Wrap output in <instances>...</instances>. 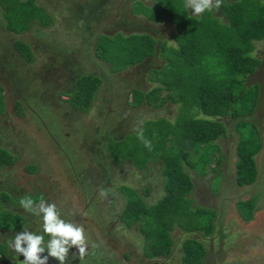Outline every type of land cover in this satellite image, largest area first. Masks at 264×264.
<instances>
[{
  "label": "rangeland",
  "instance_id": "obj_1",
  "mask_svg": "<svg viewBox=\"0 0 264 264\" xmlns=\"http://www.w3.org/2000/svg\"><path fill=\"white\" fill-rule=\"evenodd\" d=\"M8 1L10 3H6V8L5 6L0 5V19L2 20H6L4 9H7L8 7L11 8L12 4L17 3V1L21 2L20 0ZM47 1L48 0H38V4L43 7H46L48 6ZM53 1H58V4H61V2L64 0H50V2ZM77 1H79L80 4H83L84 7L80 8V10H71L72 17L70 18V20H59V23H51L48 24L46 27L41 26V24L38 22L37 25L33 24L32 26H30L31 30L28 31L25 41H27L31 47L29 50V54L34 58L31 60V63L27 62L25 60V57L21 54L25 53L26 55L27 50L22 51L20 53L19 51L21 50L17 51L15 46H13V42L15 41L17 36H21L22 38V35H13V33L7 31L4 27L3 21L1 20L0 39L2 40V48L0 50V66L2 67V69H4V64L6 61L5 57L8 56L7 58L10 63L8 72L9 74H13L15 79H20L19 81H16V83H21V80L23 79L22 81L25 86L21 88L26 89L25 93L28 89H31L35 92L37 90L38 92H36V97L42 96L43 98H46L47 93L44 89H41L42 85H39L36 88L33 87H35V84H41L44 82L46 84H52L57 83V81H64L62 78H58L56 76H43L46 71L52 69L55 75V71H59V67L62 66L61 63L63 62V60L67 61V68H73V65L77 61H80L83 67L81 71L86 73L97 72L96 68L89 66V61L94 58L93 53L96 43V37L98 39L97 57L101 61L109 63L115 74H119L123 68H126L125 71L131 69V63H128L123 59L125 57L129 58L128 56H126V53L128 52L127 47H123L120 49L112 47L110 52L106 55V57L113 58V60L111 61H108L105 56L102 55V51L99 45L103 42L102 36L104 34L100 33L106 32L108 34H114L115 31H105L100 26V24L96 23L94 19H92L93 15H91V19L89 18L90 15L88 14V10L85 4H90L93 0ZM157 1L158 0H155V2L154 0H102L97 2V10L104 8L106 11H108V14H110L111 12L115 13L117 10H119L118 15L120 19L126 18L129 19L131 22H135L137 24L142 22L146 23L145 21H140L138 17H136L132 13H140L145 18H148L144 11L149 10L150 8L152 9V5L155 4ZM222 1L223 0H221V2ZM150 3L153 4L149 5ZM226 3L227 0H224V4ZM32 4L38 7V9H40L41 7L35 2H32ZM56 7L57 8L55 10L49 9V12L53 14L59 12L61 7ZM24 8L27 10L32 9L30 4L25 5ZM20 9H22V5ZM214 11L217 15L221 14V10H206L200 15H195V18L198 17L199 20L203 21L212 20L213 18L217 17L214 14ZM190 12V15L194 17V15L192 14V10ZM42 14V11L39 12L37 10L38 16L35 18V20L38 21L39 17H42ZM1 15H3V18ZM48 16L49 18H47V23H50L49 20L52 18L50 14H48ZM65 17L66 19L68 18L67 15ZM21 23L23 22L21 21ZM29 23L30 21L27 23V28H29ZM119 23L124 24V21H121ZM158 23L159 22H155V24ZM153 26V28H155L158 25ZM198 29L202 30L203 26L199 25L198 28V25L196 24L192 31L189 32V34L197 33ZM20 32L24 31L22 30ZM164 33L165 32L158 33L159 36L157 37V40L153 36L152 37L155 40L156 45L158 44V46H162L160 50V57L167 58V60H172V68L174 70V73L178 74L177 66H175L178 61H181L180 63L182 67L187 68L186 66H190V63L194 61V59L191 55H189V53H186V56L189 57L190 61L189 64H184L185 55L179 57V52L181 51L180 49L188 48V44L184 42V39L181 38L182 41L180 43L182 44V46H179L177 45V43L172 41L174 40V37H171L170 34L168 35V33ZM186 36H188V34ZM122 37L127 36L121 33V36L118 37V40L122 41ZM83 38L85 39L83 40ZM262 41L263 40L257 42L259 46L256 51L259 53V56L263 58L264 63V42ZM5 46H10L13 52H11L8 48H4ZM74 50H76V52H74ZM26 57H28V55H26ZM118 57H122L121 61L126 63L127 65L121 66ZM99 59L94 58V60L97 61H99ZM153 65L155 67H158L157 62H155ZM154 66H148L150 68L146 72V78L149 82L152 79H156L155 77H159L160 72L162 71L165 73L164 75H166L167 77H171V69H168L164 66L159 72V70L153 69ZM174 73L173 75L176 77L177 75ZM81 74L82 73H79L77 76H74V78L76 77L75 79L77 80V78ZM0 81L4 82L7 88L10 87V83L8 81H4L3 77H0ZM255 82L261 83L263 85V90L257 102V107H255V111L248 115V118L251 121H246L245 126L248 127L251 132L253 131L254 125L256 129L257 127L260 128V135L264 144V65L259 68V72H257L255 75H251L247 79L248 86L252 88L253 86H255ZM145 85L146 84L144 83V88L146 87ZM3 86V84H0V94L3 92ZM58 86L59 89L56 95H58L59 98V112L63 113L64 115L59 117H61L60 119H62V122H65V115L67 116L72 109L69 106V103L63 102L66 101L67 96L62 92L64 89H70H66L65 87L60 85ZM106 92H108V89L105 92L102 91L103 96H101V101L99 99L94 101L92 105V107H94L93 109H90V111H88L87 113L75 109L74 116L85 128V136L87 139L88 149V151H86V159L89 158V156L92 155L95 151L100 149L102 153L100 154L101 158H103L104 160L103 165L107 164L106 167H108V165L113 164L114 168H116L117 170L114 176L116 180L113 182V184L107 181L105 182V185L102 186H109V190L103 189L105 190L107 195L102 196L101 192L96 195L102 197L106 203L107 200H110L107 203L109 204L113 199V197H111L112 191L114 192L117 204L115 206L114 211H112V219L116 218L115 222L118 226L115 234L117 235V237L125 239L128 242V248L133 250L136 249L135 255H133V257L131 258L127 254L128 250L125 249L121 250L118 253V256H116V258H113L115 256L109 251L105 250V245H107L108 247L110 245L116 248L114 244H117L118 241L115 238L113 232H111L110 230L109 232L105 228H101L99 226V224L102 223L101 217L103 215H97V217H95V215L92 213L90 209L91 205L89 204V198H91L93 195L89 197L84 195L78 202H75L74 198L70 199L69 197L67 198L69 202H67L66 199L62 198L61 195H59L64 193L63 191L70 187L68 184L65 185L63 183V179L65 177V166L67 165L69 160L66 156H64L66 159H63V154L61 155L60 152L63 151L61 147L62 135H71V128H65V126H63V129H61L60 131L61 135L59 137H56L58 145L55 144V148L53 150L45 149L47 131H44V129L41 127L43 123L40 124V120L37 121L36 119V117H43L40 115V109L37 106L38 104L36 103L35 105L32 103L35 101H31L30 99H28L25 102L24 108L22 104H17L15 102L17 98H13L11 95H9V93L6 95L7 102H5V107L1 106L0 108L1 112L5 111V114H0V116H2L0 124H3L2 126H4H0V135L4 138V141H1V145L6 146L10 151L16 153L15 155L11 152L12 158L15 159L13 164L16 166V168H18L15 170V175L17 174L16 178L20 180L15 181L20 182L19 191L22 196L20 198H14L12 196L11 202L12 200H15V202L19 206L18 209L19 211H21V216H23V227L16 231L14 230L13 225L9 226L6 223L4 225H0V247L2 248L4 254L7 251L6 247H8V244L5 242H8L10 237L13 238L15 234L23 231V229H28L29 231L36 232L37 234H42V216H37L34 213L28 212L19 205L20 200L23 197L31 196L37 203L39 202V199L41 197H43L49 203H55L58 211L62 215V218L65 220H72L76 223L77 221H86L88 223V228L91 231V234H93L91 236L93 244L88 241V248L86 254H90V259L92 258L91 260L93 264H104L106 262L107 264H123L121 259L122 256H126V258L129 259L124 260L125 264H143L147 263L146 261H150L151 259H155L153 264H157V257L153 256V254L149 252L145 233L140 232L141 221H137L133 223L130 227H127L124 222H122L120 214L122 213V210L124 208L126 197L133 198L134 196H139L140 198L144 199L146 203L154 204V201L164 194L165 191L163 183L165 181V178L162 175L163 161L161 160V157H159L160 154H158L157 159L148 160L149 162L147 163V165L140 169L136 167L133 164V161L129 158L123 160L121 163L115 164L111 158V154L108 152V147L114 145L116 141L113 138H108V136L112 133H115V137L118 138H122L125 136L123 139L126 140L124 141L127 143L128 146L130 143L137 141H140L142 144H144L140 139H138L139 130L142 129L145 134L151 133L153 137L155 135H159L161 131L162 133H164L166 131L169 132V130H174L173 125L175 124L176 120L175 122L173 121L175 117L176 119H178L179 117H181L180 115L183 114L182 104H168L162 109L161 107H163L168 102V98H165L166 102L162 106H159L161 98L158 101L151 100V103H148L146 98H144L141 103L138 102V104H135L131 107L127 105V103H124V101H122L123 105L122 103L116 104L114 101H111V103L109 104L106 102V98L108 97V94ZM164 95L165 94H161V96ZM137 99L138 98L133 96V94H130L127 97L126 101L129 104H132L136 103ZM184 99H187V96ZM108 110L112 111L107 112ZM121 113L123 114V116H120ZM219 118L223 125L226 127L227 132V136H221L215 139L216 143H218L219 145H213V143L198 144L195 141H192V144L190 141H185L183 145L184 149L188 150L189 157L194 163L192 167L186 165L185 163L183 165L185 171L189 173L191 180L194 183L191 192L188 193V196L192 198V206H204L206 207L205 209L210 212L209 214L215 211V231L212 234L211 240L217 239L218 229L220 226L227 227L230 222L231 224H236V226L238 225L243 229V231L240 233L241 241L236 240L234 242V251H236L238 254H242L246 250L244 248V245H247L248 249L252 250V248H256V246H254L255 243H258L259 241L263 242L262 246H260V248L257 249L255 252L257 262L258 260L260 261L259 255L262 257L264 256V166H261V170L263 173H259L262 175L259 176V179H257V181L252 184H247L243 186L237 185L236 168L238 160L237 156L235 155L236 145L238 141V134L235 129V123L237 120L232 119L229 116ZM108 122H111V126L108 128H104L106 126L105 124ZM46 128L49 129L50 126L46 124ZM213 129L214 131L219 130L220 126L218 124H215ZM49 131L55 132L52 129H49ZM131 132H137L136 136L130 135ZM257 133L258 130L255 134ZM145 138L151 142V145L153 144V139H148L147 137ZM8 139H11L13 141H9ZM118 143L120 144V141H118ZM258 143L261 145V141H259ZM14 144H16L17 146ZM167 144H170V141H168ZM18 146L23 148L31 146L32 149H34V147H37V149L40 150L39 152H42L40 156H46V158L50 160V162L45 163L47 167L41 165V167L39 166L38 173L32 174L34 172H37L38 168L35 166L32 167L28 164H38V161H36V159L30 155L26 157H20L18 159ZM219 157L221 158V162L218 165L217 170L214 171L213 166L215 165V162L218 160ZM263 157L264 146L261 147L259 152L255 155V159L258 164L261 158L263 159ZM204 158L208 160V164L202 163L201 160ZM17 160L19 162L18 164ZM3 167H1V169ZM11 176L12 175H10V178ZM39 176L42 178L47 177L46 186L40 187L33 183V181L36 178H39ZM4 177H7V175H4L3 173V177L2 179H0L1 182H5V180L3 179ZM70 177V181H74V178H72V176ZM75 178H77L76 175ZM123 184L131 186L132 193H128L122 187ZM146 186L149 188L147 189ZM259 189L261 190L262 195L259 193ZM95 193L96 192L94 191V197L96 196ZM4 195L10 196L11 194L3 188L0 190V199ZM252 197H255L256 200L257 198H260L256 202L253 218L249 221H243L240 218V214L244 216V212L240 205L236 206V202L239 199L248 201ZM7 204H9V202H7ZM2 205L3 203L0 202V217L3 212L2 210H5L2 208ZM203 217L204 219L207 218L204 215ZM203 217L201 218L199 223H204ZM193 224H195L194 218ZM231 226L232 225H230V227ZM116 227L112 226L110 227V229H114ZM141 227L144 226L142 225ZM4 228L11 231H4ZM195 231L203 233L204 229L199 226V228L195 229ZM171 233V237L173 238V240L174 238H177V242H172V245H170V247L172 248L176 245L180 251L182 248L183 240L188 237H185L186 234H190L192 237L195 238H201V234L187 233L183 230H180V227H177L176 225L175 231H172ZM48 239L49 237L47 236L45 238V241H47ZM158 241L164 242L166 240L159 239ZM211 242L212 244H214L213 246L208 245L207 248L205 247V259L207 260L208 264H223V259L225 262H230L232 260L231 258L234 253L232 249L227 250L224 246V250H221V245H219L218 242ZM189 244L191 246L195 245L193 242ZM143 250L145 254L142 255ZM211 252H213V256H210ZM171 253H169L168 256L171 255ZM11 254L16 255L11 256L13 258L18 257L19 260L24 259L22 254L20 256L13 252ZM42 255H47V251H45V253H43ZM1 256L3 255H0V257ZM171 257L173 260L174 256ZM111 258L113 259L111 260ZM160 258L170 259V256ZM143 259L146 261H144ZM80 261L83 262V257H80ZM251 261H253L252 258ZM12 263L18 264L15 261ZM48 264H59V261L55 258L50 257ZM175 264H179V262Z\"/></svg>",
  "mask_w": 264,
  "mask_h": 264
},
{
  "label": "trees",
  "instance_id": "obj_2",
  "mask_svg": "<svg viewBox=\"0 0 264 264\" xmlns=\"http://www.w3.org/2000/svg\"><path fill=\"white\" fill-rule=\"evenodd\" d=\"M2 1H4V3H1L3 5L9 3L8 0ZM32 2L34 1H17V3H11V8L4 9L7 20V31L20 32L27 28V23L37 15V8ZM29 4L32 10L24 8L25 5ZM21 5L22 9H20ZM184 5V0H158L152 6L153 11L150 8L144 11V13L151 21H169L175 24L178 34L177 39H184V42L189 46L188 48L181 49L179 57L185 55L184 64H189V57L186 56V53H189L194 61L190 63V66L185 65L187 68L182 67L181 61H178L175 64L178 74L174 73L173 64L168 63L167 68L172 70L171 77H167L162 71L161 76L157 78L162 85L160 87L155 86L143 94L135 90L134 92L137 93L135 97L138 99L136 103H132V105L138 104V102L141 103L144 98H146L148 103H151V100L158 101L161 98L159 106H162L166 102L165 98L173 100L177 98L182 104L183 114L176 119V122L174 121V130L164 133L161 131L159 135H155L154 137L151 133L145 134L143 132L144 137L154 140L151 150L140 141L130 143L128 146L125 142L126 140L123 139L125 136L118 138L115 137V133H112L108 138H113L116 142L114 145L108 147V152L111 154V158L115 164L129 158L139 169L145 167L149 162L148 160L157 159L158 154H160L159 157L163 161L162 175L165 178L163 183L164 194L156 199L154 204L146 203L139 196H134L133 198L126 197L120 218L127 227H130L137 221H141V226L143 225L144 227L140 226V232L145 233L149 252L157 258L163 256L161 254L167 256L173 252V247L171 248L170 245L174 242L171 237L174 225L188 232L191 230L194 232L199 226L202 227L204 232L201 233V240L189 237L183 242L182 251L184 255L182 264H208L203 258L205 255V245H210L212 244L211 241H216L221 245V250H224V238L229 237L228 234L231 239L237 238L239 236L237 231L239 226L230 222L227 227L220 226L217 239L211 240L212 234L215 231V211L209 214L210 212L204 206H192V198L188 196V193L193 187V182L183 165L185 163L192 167L194 163L183 145L185 141H190L191 143L195 141L198 144L213 143V145H217L218 143L215 142L216 138L227 136L226 127L219 117L229 116L237 120L235 123V129L238 134L235 151L238 160L236 168L237 185L252 184L262 175L259 174L262 170L255 159V155L261 148V145L258 143L261 141V138L259 132L255 134L258 130L255 125L251 132L245 124L246 121H251L248 115L254 112L258 100V91L255 86L253 88L248 86L246 79L249 74H252L256 70L261 62L258 55L253 52L258 41L263 40L262 42H264V0H234L233 2L226 3L223 11L228 23L224 26L217 17L209 21L196 20L193 16L189 15ZM4 6L6 8V5ZM47 21V18L41 17V22L44 25L47 24ZM196 24L198 28L199 25L203 26V29H198L197 33L189 34ZM187 34L188 36H186ZM120 36L121 34L113 38L102 36L103 42L100 43L99 47L102 55L107 60L110 57H106V55L112 47H116L117 49L127 47L128 52L126 56L129 58H124L127 62H138L145 56L153 55L155 52L156 42L151 35H131L122 37V41H119L118 37ZM15 42L14 46L17 51L21 50L19 51L21 53L27 50L26 55L28 57H26L25 53L21 54L27 62H31L34 58L29 54L31 48L29 43L20 38H17ZM121 58L118 57L121 66L126 65V63L121 61ZM110 60H113V58H110ZM173 73L177 76L175 77ZM21 82L23 83L22 80ZM100 82L101 78L94 74L86 73L79 76L75 82L74 91H71L69 94L70 104L79 110L89 111ZM166 87L167 89L177 90L176 94L168 93L166 96H159L158 92ZM186 96L187 99H184ZM200 113L201 116H199ZM68 118L70 119L66 121L68 123L66 127L68 125L72 133L71 135H62L61 147L63 151L60 152L61 155L63 154V159H66L65 155L69 156V162L65 166V177L64 179L62 178L63 183L70 186L68 193L71 194L73 190L77 189L81 194L83 192L82 197L84 194L88 197L94 195V191L96 192L95 195H98L103 189L109 190V186H104L105 188L102 186L107 181L113 184L116 180L114 178L117 172L116 168H114L112 163L108 167H106L107 164L103 165L104 160L101 158L100 154L102 153L100 149L93 153L95 155H88L89 158L86 159V151L88 149L85 128L81 124L79 126L74 116H68ZM72 119H75V121L73 122ZM110 124L111 122L106 123L104 128L110 127ZM215 124L220 126L219 130L214 131L213 127ZM136 134L137 132L130 133L133 136H136ZM118 141H120V144ZM168 141H170V144H167ZM54 148L55 144L50 143L45 149L53 150ZM39 151L38 149L35 152L45 161L44 163L50 162L48 158L40 156L42 152ZM14 161L15 159L12 158L11 151L5 146H0V169L5 165L13 164ZM201 161L203 164H208V160L205 158ZM220 162L221 158L219 157L213 166L214 171L217 170ZM28 165L37 167L38 164L30 163ZM73 169H75V172H73ZM75 175L79 179V182L75 178ZM70 176L74 178V181H70ZM122 187L128 193H132L131 186L123 184ZM259 193L261 194L260 189ZM64 194L62 193L61 196ZM97 195L91 199L90 209L94 210L97 215H103L101 217V224L106 227L109 226V230L113 232L118 241L120 238L115 234L118 228L115 222L116 218L112 219V211H114L117 204L115 194L112 191L111 197L113 199L109 204L107 203L110 200H107L106 203L102 197ZM259 199L257 198L256 200L255 197H252L248 201L239 199L236 202V206L240 205L244 212V216L239 213L243 221H249L253 218L254 208ZM2 211L0 225H4L5 223L9 226L13 225L14 230L23 227V216L13 214L12 217L8 216L4 218L8 213L6 210ZM203 215L207 218L204 219ZM202 217L204 223H199ZM193 218L195 219V224H193ZM230 225L232 226L230 227ZM99 226L103 228L102 225L99 224ZM112 226L117 227L110 229ZM159 239H165L166 241L159 242ZM191 242L195 245L191 246L189 244ZM121 243L122 241L119 242V244ZM262 244L263 242L259 241L254 245L256 248L254 247L252 250L246 248V251L249 252L244 251L242 254L233 253L232 260L225 262L223 259V264H264V256L259 255L260 261L258 260L257 262L255 256L256 250ZM104 247L105 250L115 256L113 258L118 256V253H114L112 246L109 245L108 247L105 245ZM211 253L213 254V252ZM0 255H5L1 247ZM251 258L253 261H251ZM85 259L90 260L88 264H93L89 253L85 254ZM104 264H107V262Z\"/></svg>",
  "mask_w": 264,
  "mask_h": 264
},
{
  "label": "crops",
  "instance_id": "obj_3",
  "mask_svg": "<svg viewBox=\"0 0 264 264\" xmlns=\"http://www.w3.org/2000/svg\"><path fill=\"white\" fill-rule=\"evenodd\" d=\"M20 1H26V0H20ZM33 1L37 5H39L38 4V0H33ZM98 1H102V0H93L92 3L85 4V5L87 7L88 14L90 15L89 18L91 17V15H93L92 19H94V21L96 23L100 24V26L105 31H111V30L112 31H115L114 34H108L106 32L100 33V34H104L103 36H109L110 38H113V36L118 35V34H121V33L124 34V35H126L127 37L128 36H131V35L148 34V35L153 36L157 40V37L159 36L158 33L165 32L164 34L168 33V35L170 34L171 37H174V40L175 39L177 40V38H178V35L176 34L175 24H173L172 22L164 21V22H159L158 24H155V21H151L148 18H145L140 13L139 14L138 13L137 14L132 13L133 15H135L136 17H138V19L140 21H145L146 22V23H143L142 22V23H138L137 24L135 22H131L129 19H126V18H121L120 19L119 18V15H118L119 14V12H118L119 10H117L115 13L114 12H111L110 14H108V11H106L104 8L103 9H100V10H97V7H98L97 2ZM154 2H155V0H154ZM222 2H221V7L217 10V11L221 10V14L220 15H217V14H215V11H214V14L217 16V18L220 19L221 24L224 26L228 22H227L226 18L224 17V11H223L224 10L223 7L225 5L224 4V0ZM230 2H231L230 0H227V3H230ZM1 3H4V1H2V0H0V5H2V6L7 5L6 3L4 5L1 4ZM47 3H48V6H46V7H43V6L39 5V6H41L40 9H38V7H36V8H37V10L39 12L40 11L43 12V14H42V17L43 18H49L48 14L51 15V18L52 19L49 20L50 23H47L46 25H44L41 22V18L40 17H39V20L38 21L35 20V18L38 16V15H35L30 20L29 28H26L24 30V32H11V33H13V35H22V38H21V36H17V38H20V39L25 40V38L27 37L28 31L31 30L30 29V26H32L33 24H36L37 25V22H38V23L41 24V26L46 27L48 24H51V23H59L62 20H70V18L72 17L71 16V10H75V9L76 10H80V8H83L84 7V5L83 4H80V2L77 1V0H64V1L61 2V4H58L59 3L58 1L50 2V0H48ZM153 3H150L149 5H151ZM56 6H60L61 7V9L59 10V12H57L56 14H53V13L49 12V9H54L55 10L57 8ZM91 8H94V10H91ZM0 10H1V6H0ZM93 11H95V12H93ZM188 11H189V15H190L191 14V12H190L191 9H187V12ZM0 13H1V11H0ZM66 15L68 17L67 19L65 17ZM1 16L3 18V15H1ZM194 18H195V15H194ZM195 19L196 20H199L198 17H196ZM1 20L2 19H0V23H1ZM2 21L4 23V27L6 28V24H7L6 23V20L4 19ZM121 21H124V24L119 23ZM153 25H158V26H156L155 28H153L154 27ZM153 30H154V32H153ZM116 32H120V33H116ZM16 39H15V41H16ZM84 39L85 38H83V40ZM179 39H181V38H179ZM0 41H1V39H0ZM14 42H13V46H14ZM97 48H98V39L96 37V43H95L93 57L99 59L97 57ZM8 49L11 52H13L10 46H9ZM74 52H76V50H74ZM79 55H80V52H79ZM63 58H65V57H63ZM94 58H92L89 61V66H92V67L96 68L97 69V72H95V73H88V74H94V75L99 76L101 78V82H100V86L97 89V92H96V94L94 96L92 105H93L94 101L97 100V99H99L101 101V96H103L102 91L105 92L107 90L106 88L109 86L108 82L106 81L107 78L118 81L117 83L119 85L117 87L119 88V90L123 94V96L121 97L122 98V101H124V103H128L126 100H127V97L130 94H133V96H136L137 95V93L134 92L135 90L140 91L143 94V93H147L151 88H154L155 86L156 87L157 86L160 87L162 85L161 82H159V80L157 79L158 77H155L156 79H152L150 82L148 81V79L146 78V72L150 68L148 66H154L153 64L155 62H157L158 67H155L154 66L153 69L159 70V72L162 69V67H164V66L166 68L168 67V65L164 63L165 62L164 58H160V53H159V50L158 49H156V56H155V54L149 55V56L147 55L142 60H140L138 62H135V63H131V65L134 64V65H132L131 69H128L127 71H125L126 68H123L122 71L119 74H115V72H113L112 67H111V65L109 63H107L105 61H101L100 59H99V61H97V60H94ZM108 61H111V60L108 59ZM9 64H5L4 65V69H2V67L0 66V77L8 76L7 75V72L9 70ZM99 66L103 67L102 68L103 69V72H101V74L99 72ZM82 68L83 67H82L81 62L80 61H77L73 65V68H67L66 70H64L65 72H63L61 74V75H64L63 78H66V77L70 76V80L68 82H65L64 84H60V86H63L66 89H70V90H65V89L63 90L62 93H64L67 96V98H68V99L66 98V101H63V102L69 103V106L72 109L71 112H73V113H74L75 109L76 110H79V109L73 107L70 104V101H69V96L70 95L69 94H70L71 91H74L73 89L75 87V82H76V79H75L76 77L74 78V76H77L79 73L86 74V72L81 71ZM67 73L69 75H66ZM46 75L52 76L50 73H48V71H46ZM43 76H45V75H43ZM160 76H161V72H160ZM115 82L114 83L112 82L113 84L110 87L111 89L114 88L113 85L115 84ZM119 82L121 83V85L124 88L123 91H122V88H121V85H120ZM144 83L146 84L145 85L146 86L145 88H144ZM0 84H3L4 85L2 87V91L3 92L0 94V108H1V106L5 107V102H7L6 101V95L8 93L13 98H17L15 102L17 104L18 103L19 104H22L24 108H25V102L28 99H30L31 101L33 100V101H35V103L38 104L37 106L40 109L39 110L40 115L43 116L42 118L36 117L37 121L40 120V124L43 123V125L41 126L42 128H43L44 124H45V126H46V124L50 126V123H48L49 116H53L54 117V119H55L54 123L57 124V122H59L61 124V126H65V128H66V124H68L66 121H69L70 118H68V115L69 114L67 116L65 115V122H62L61 121L62 119H60L61 117H59V116H64L63 113H60L59 112V106H58L59 105L58 104L59 98H58V95H56V93L58 92V89H59L58 87L59 86H57V85L56 86L55 85L53 86V83L52 84H46L45 82L44 83H41V84H35V87H33V88H36L37 86L42 85L41 89H44L46 91V93H47V97L46 98L40 99L39 97H36V95H37L36 92H38L37 90L35 92V91H32L31 89H28L27 92L25 93V90L26 89H22L21 87H23V86H21V85H18L17 86L18 87L17 90H14V87L11 84H10V87L9 88H7V86L2 81H0ZM18 84H22V82L21 83H18ZM254 85H255L256 90L258 91V97H257V99L259 100V97H260V95L262 93V90H263V85L261 83H259V82H255ZM53 89H54V92H53ZM161 91H162V94H165L164 96H166L168 94V92H167L168 89H167V91H165V88H164ZM106 93L108 94V97L106 98V102L110 104L111 101H113L114 98L110 94L109 91L106 92ZM48 94H51V95L48 97ZM52 94H54V97H52ZM30 95H33V96L31 98H29ZM258 100H257V102H258ZM32 103L34 104V102H32ZM177 103H180L181 104V102L177 98L175 100L168 99V102L163 107H161V108L163 109L168 104L169 105H172V104H177ZM92 105H91V108L90 109H93L94 108V107H92ZM256 107H257V105H256ZM80 111L81 112H84V113H87L88 112V111L86 112V111H82V110H80ZM109 111H112V110H108L107 112H109ZM0 114H5V111L4 112H1L0 111ZM98 115H102V114H98ZM120 116H123V114L121 113ZM166 116H168V115H166ZM1 117L2 116H0V120H1ZM57 117H58V119H57ZM69 117H70V115H69ZM74 118L76 119V122L80 126L81 123L79 122V120L75 116H74ZM41 119L43 120V122L41 121ZM75 119H72V121L74 122ZM174 120H176V117H175ZM0 125H3V124H0ZM67 127H69V126H67ZM43 129H44V131H48L49 129H52L54 131V129L51 128V127L49 129H47L46 127H44ZM60 131L61 130H58V133L59 134H60ZM258 132H259V135H260L261 134L260 128H259V131ZM51 133H55V132H51ZM260 138H261V135H260ZM0 139H1L0 140V146H4V145H1V141H4V138L1 135H0ZM261 147H263V140L262 139H261ZM12 153H14L16 155L15 152H12ZM18 163L19 162L17 160V164ZM258 166H259V164H258ZM16 169H18V168H16V166L14 164H12L11 166H4L0 170V173H1L0 174V179H2L3 173H4V175H7V177H4L3 178L5 180V182H1L0 181V190L4 188L6 191H8L11 194L10 196L9 195L8 196L4 195L0 199V202L3 203L2 208L5 209L7 211V213H8V214H6L4 216V218H7L8 216L11 217L13 214H19V215H21V211H19V209H18L19 206L15 202V200H12V202H11V197L12 196L14 198H20L22 196L21 193H20V191H19V186H20V182L19 181L20 180L16 178L17 177V174L15 175V170ZM25 169H26V167H25ZM10 175H12L11 178H10ZM15 180H19V181H15ZM193 185H194V183H193ZM16 191H18V192H16ZM3 199H5V200H3ZM7 202H9V204H7ZM3 230L4 231H11V230H7L5 228ZM172 231H175V229L172 230ZM237 231H238V234H239V236L237 238L231 239V238H229L230 237L229 234H228L229 237H225L224 238L223 241H225V244L224 245H225V248L227 250L228 249H232L234 251V248H235L234 242L236 240L241 241L240 233L243 231V229L241 227H239ZM11 238L12 237H10V239ZM176 239L177 238H174V242L175 243L177 242ZM5 243H7V242H5ZM6 248L10 250L9 247H6ZM175 248L178 249L176 245H175ZM244 248L246 249V248H248V246L247 245H244ZM176 251L179 252L178 250H176ZM12 252L15 253L14 251H12ZM234 253H237V252L234 251ZM15 254H17V253H15ZM11 255L12 256H16L14 254H11ZM13 259H15V258H13ZM16 259H17V257H16ZM20 262H22V260H20Z\"/></svg>",
  "mask_w": 264,
  "mask_h": 264
},
{
  "label": "clouds",
  "instance_id": "obj_4",
  "mask_svg": "<svg viewBox=\"0 0 264 264\" xmlns=\"http://www.w3.org/2000/svg\"><path fill=\"white\" fill-rule=\"evenodd\" d=\"M184 6L186 9H191L193 15H200L204 13L206 10L208 11L218 10L221 7V0H185ZM173 41L177 43V45L182 46V44L180 43L182 41L181 39H177V40L175 39ZM258 46L259 45L256 44V48L253 53L254 54L256 53L258 55L261 62L256 68V70L252 74H249L247 76V79L251 75H255L257 72H259V68L264 65L263 58L259 56V53L256 51ZM161 47H162L161 45L159 46L158 44L156 45L155 52H154L155 56H156V49H158L160 53ZM164 60H165V64L167 65L168 63H172V61L167 60V58H164ZM128 63H135V62H128ZM247 79H246V83H247ZM165 91H167V87L165 88ZM167 92L176 94L177 90H171L168 88ZM161 94H162V91L160 90L158 92V95L161 96ZM127 105H129L130 107L133 106L132 104H129V103H127ZM199 116H201V113L199 114ZM257 129L259 131L258 127ZM138 139H140L144 143L145 147L151 150V142L144 137L142 129L139 130L138 132ZM101 195L105 196L107 195V193L104 190H101ZM20 205L26 211L34 213L37 216H42V225H41L42 234H37L36 232L29 231L28 229H23V231L15 234V236L9 239L7 242L8 247L11 250H13L19 256L21 254L23 255L24 259L22 260V264H48L50 257L58 260L59 264H66L69 251L70 249L73 248V246H75V248L78 249V253L81 258L86 254V251L88 248V237L86 236L84 226L72 220L63 219L55 203H49L43 197H41L39 199V202L37 203L31 196H25L20 200ZM174 229H175V225H174L173 230ZM180 230L185 231L183 228H180ZM185 232L193 233V234L199 233L196 231L193 232V230L189 232L188 231H185ZM45 235L49 237L47 241H45ZM185 237L189 238L192 236L190 234H186ZM186 239H184L183 242ZM196 239H199V238H196ZM208 245L209 244L205 245L206 248L208 247ZM210 246H213V245L210 244ZM176 250H178L179 252H177ZM45 251H47V255H42L43 253H45ZM73 253L75 254L77 252H73ZM175 255H178L180 257L179 264H182V259L184 255L182 248L180 251L179 249H176L175 246L173 247V252L171 253V255H169L170 259L160 258V257H169L168 255L167 256L163 255L156 259L157 263L158 264H167V263L175 264V262H172V257H171ZM205 256L206 255H204L203 257L204 259H205ZM210 256H213V254L211 253ZM154 260L155 259H151L150 261L154 262ZM205 261L207 262L206 259Z\"/></svg>",
  "mask_w": 264,
  "mask_h": 264
},
{
  "label": "flooded vegetation",
  "instance_id": "obj_5",
  "mask_svg": "<svg viewBox=\"0 0 264 264\" xmlns=\"http://www.w3.org/2000/svg\"><path fill=\"white\" fill-rule=\"evenodd\" d=\"M91 10H94V8H91ZM94 12V11H93ZM1 48H2V40L0 41V50H1ZM4 48H9V46H5ZM9 54H12V53H9ZM58 56V55H57ZM8 56H6L5 57V64H9V60H8V58H7ZM4 64V65H5ZM66 64H67V61L66 60H63V62L61 63V65L62 66H60L59 67V71H55V75H54V71H53V69L52 70H48V73H50L52 76H56V77H58V78H62L64 81L63 82H61V81H57V83H53V86L55 85H60V84H64L65 82H68L69 80H70V76H68V77H66V78H63L64 77V75H61L63 72H65L64 70H66L67 69V67H66ZM10 65V64H9ZM103 67H101V66H99V72H100V74H101V72H103V69H102ZM50 69V68H49ZM41 73V72H40ZM7 75L8 76H3V79H4V81H8L13 87H14V90H17V84L18 83H16V81H19L20 79H15L14 78V76H13V74H9V72H7ZM44 75H46V73L44 74ZM59 75V76H58ZM66 75H69L68 73L66 74ZM21 77V76H20ZM107 77V76H106ZM33 78H35V77H33ZM10 80V81H9ZM23 80V79H22ZM106 81L108 82V84H109V86L106 88V89H108V91L110 92V94L113 96V101L117 104H119V103H122V105H123V102H122V96H123V94H122V92L119 90V88L117 87L119 84L117 83L118 81H116V80H112V79H109V78H107L106 79ZM116 81V82H115ZM115 82V84L113 85L114 86V88H110L111 87V85L113 84V83ZM120 83V82H119ZM18 85H21V86H25L24 85V83H22V84H18ZM120 85H121V83H120ZM17 87V88H16ZM121 88H122V91H123V86L121 85ZM119 91H118V90ZM53 92H54V89H53ZM51 94H48V97L50 96ZM33 95H30L29 96V98H31ZM40 99H44L42 96H38ZM52 97H54V94H52ZM54 103V102H53ZM34 104L36 105V103L34 102ZM69 115H71V116H74V113L73 112H70L69 113ZM41 121L43 122V120L41 119ZM54 121H55V119H54V117L53 116H49V120H48V123H50V127L51 128H53L54 130H56V131H58V130H61V129H63V126H61V124L59 123V122H57V124L56 123H54ZM21 122V121H20ZM70 125V124H69ZM0 126H2V125H0ZM68 126V125H67ZM2 127H4V126H2ZM44 127H46L45 126V124H44V126H43V128ZM61 134H59L58 132H55V133H51L49 130L47 131V136H46V147H47V145H49V143L51 142V143H54V144H56V145H58V142H57V139H56V137H59ZM9 141H13V140H11V139H8ZM14 145H16V144H14ZM17 146V145H16ZM263 146H264V144H263ZM38 149H37V147H34V149H32L31 148V146H29V147H27V148H23V147H19L18 146V152H19V155H18V159L20 158V157H26V156H33L35 159H36V161H38V165H37V168H38V170H37V172H34V173H32V174H37L38 173V171H39V166L41 167V165L42 166H45V167H47L46 165H45V161H43L42 159H41V157H39L38 156V154L35 152V151H37ZM27 153V154H26ZM66 157H67V159L69 160V156H67V155H65ZM46 157V156H45ZM80 161V160H79ZM264 166V157H263V159L261 158V160H260V162H259V166L261 167V166ZM73 172H75V169H73ZM29 174H31V173H29ZM47 178V177H46ZM46 178H42V177H40L39 176V178H36L34 181H33V183H35L37 186H40V187H44V186H46L47 184H46V181H47V179ZM77 180H78V182H79V179L78 178H76ZM81 188H82V186H81ZM70 189L69 188H67V189H65L63 192L65 193L63 196H61L62 198H64V199H66L67 200V202H69L68 201V197L70 198V199H73L74 198V201L75 202H78L79 200H81V197H82V194H83V192H82V194L80 193V192H78V190L76 189V190H74V192L73 193H68V191H69ZM82 191V190H81ZM59 195H61V194H59ZM85 195V194H84ZM89 197V196H88ZM92 199L94 198V195L91 197ZM91 198H89V200H90V202H89V204L92 202V200H91ZM92 211V210H91ZM92 213L96 216L97 215V213L93 210L92 211ZM97 217V216H96ZM77 223L78 224H81V225H83L84 226V228H85V233H86V236L88 237V241H90V243H92L93 244V240H92V235L93 234H91V231L89 230V228H88V223L86 222V221H77ZM100 225H102V227L103 228H106V230H108L109 231V226L108 227H106V226H104L103 224H100ZM110 232V231H109ZM120 241H122V243L121 244H119V242ZM117 244H119V245H117ZM117 244H114L115 245V247L116 248H114V247H112L113 249H114V253H119L121 250H128V249H130V248H128V242L125 240V239H122V238H120V240H118V243ZM13 250H9V249H7V251H6V253H5V255L4 256H2L1 258H0V264H14V263H12V262H17L18 264H22V262H20V260H19V258L17 257V259L15 258V259H13L11 256V252H12ZM73 252H77V253H75V254H79L78 253V249H76L75 248V246H73V248L72 249H70V251H69V254H68V258H67V261H66V264H88L89 262H90V260L89 259H85V255L83 256L84 258H83V262L82 261H80V257H79V255H75ZM134 253H136V249L135 250H133V249H130L129 251H127V254L132 258L133 257V254ZM120 255H121V253H120ZM113 258H111V260H112ZM121 259H122V263L123 264H125V262H124V260H129V259H127L126 258V256H122L121 257ZM179 259H180V257L178 256V255H175L174 256V258H173V260H172V262H175V263H177V262H179ZM14 260V261H13ZM23 260V259H22ZM146 261V260H145ZM147 263H143V264H153L154 262H152V261H146Z\"/></svg>",
  "mask_w": 264,
  "mask_h": 264
}]
</instances>
